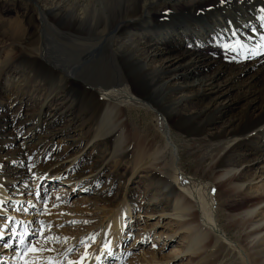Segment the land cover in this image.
<instances>
[{"label":"bare ground","instance_id":"1","mask_svg":"<svg viewBox=\"0 0 264 264\" xmlns=\"http://www.w3.org/2000/svg\"><path fill=\"white\" fill-rule=\"evenodd\" d=\"M13 1L24 2L27 6L30 2L34 3L33 10L38 19L33 17L34 21H38L35 31L43 32V46L46 54L42 58L30 57L28 60L36 63L48 75L51 82L65 77L62 81V86L68 94L77 89L75 85L78 84L76 86L80 89V92L86 94L85 100L89 101L90 107L88 108H91L93 119L101 121L100 132L108 129L109 125L113 124L111 123V112L116 110L117 115L119 113V106L122 102L113 103V105L110 103L114 95L128 96L134 104L150 103L149 106L152 109L156 108L159 110L160 104L157 98H162L166 91H169L175 96V99L168 106L170 110L178 112L180 115L179 109L181 107H189V113L181 116L183 128L187 131L186 134L195 141L204 143V147H213L214 151L217 150L211 170L215 168L222 169L216 179L225 187L223 191L228 196L241 192L239 190L242 186L246 184L247 180L251 179V175H247L252 168L249 164L252 162L258 163L264 156V63H261L264 61V56L256 59V55L253 54L256 51L259 54L264 52V19H262L264 17V0H225L223 4L219 3V0H193L190 6L184 4L186 0H145L142 7L135 12L134 9L130 11L129 7H125L123 12L120 11L113 18L109 19L106 17L105 20L113 22L109 28H105L107 31L105 29L99 30L100 25L91 23L89 25L90 31H92L90 34L92 39L90 41H88V37H84L79 32V25L84 20L86 8L84 10L78 9L79 5L76 4V0ZM167 2L171 4L173 9L162 11L161 17H158L159 13H154L153 8L158 4ZM180 2L183 4H179ZM127 3H130V0L125 2V6H127ZM132 4L134 3L132 2ZM165 13H167V16H165ZM127 22H129V25H126ZM127 28L130 29V32L142 36V45L146 54L142 61L138 62L136 69L130 63H126L123 65L124 74L121 75L120 71L118 77H114L102 68L100 63H103V60L100 61L97 57L100 56L106 43L116 44L121 48L124 43H131L133 35H130V33L126 34L127 37H125L126 40L124 41L120 37L121 32ZM60 33H63L62 35L66 39L64 41L66 56L71 55L70 58H67V61L62 58L63 64L53 60L51 48H49L50 35L58 36ZM232 33H235V36ZM25 34L20 21L6 22L0 20V41L11 40L12 44H17ZM217 36H219V40L216 39ZM229 40L234 41L236 46L233 48H238V51L241 52L239 55H242L238 57L231 56L228 62H225L224 58L222 60L225 61L216 60V54L209 52L207 45L216 42H220L222 45ZM37 41L38 39L34 42ZM189 44L192 47H188ZM130 45L128 46L129 48ZM118 47L116 48L117 53L123 55L122 49ZM39 51L40 47L29 49L30 55L39 54ZM81 54L85 60L94 66L93 68L87 70L88 62L78 61ZM245 55H247V59L243 58ZM162 58L163 61L155 66V70L161 71L169 68L168 72H171V74L166 81L160 77L158 81L152 83L146 78V69L149 70L151 68L149 67V62L159 61ZM166 60L171 62L167 63ZM74 62L77 63L79 68L75 71L76 77H69L66 74L70 73V67L67 64ZM215 64H218L219 67H217L216 72L212 76L192 79L197 73H208ZM182 66H185V68L182 69ZM191 67H194L193 73H189ZM251 67L253 69L258 67V75L256 74L252 81L241 84L239 80ZM71 74H73L72 71ZM222 77H226L228 83L225 87H221L218 82ZM162 80L163 82L159 84ZM173 80L179 85L171 86ZM94 85L104 87L103 97L105 98L100 97L99 94L87 87ZM231 88H237L238 90V96L235 99H229L228 92ZM10 94H18L15 87L5 88L0 94V102L1 99ZM32 94V97L36 98L38 102H35L36 100L31 102L33 98H25V104H20L22 101L15 104L17 105V110L26 105L33 108L35 106L34 102L38 105V112L36 117L32 118L33 124L30 127L26 129L23 128V124L20 126L22 120L11 129L0 125V201L6 202L3 205L5 211H8L9 200L12 199V202L18 203L24 199L25 193L37 190L38 186H40L42 191L45 186V180L42 182V180L36 179L41 174H46L47 176L50 173L49 175H53L56 180L65 181L66 184H70L72 187L80 184L88 186L89 190L96 189L101 181L106 185V179L103 180L102 178L107 164L97 166L94 161H92L91 165L87 164L91 161L86 155L91 154L96 147L95 144H90L92 140L82 145L83 140L81 138L75 140L72 138L73 134L70 132L65 133L63 130L62 132L60 131L62 133L61 137H63L61 139H66L69 142L68 149L61 151L57 145H51L53 135L58 132H55V129L62 122V119L65 118V115L62 114V111L57 113L59 108L56 106L52 107L53 110H47V108L51 107L53 103L60 106L57 101L64 104L63 98L52 97L50 94ZM236 99L238 100L237 102H235ZM241 102L243 107L239 108V113L234 116L228 115L229 106L232 103L237 106ZM11 107L7 105L6 108ZM8 111V109L3 110V114L0 116H3L6 120L14 121L15 117H10L12 113L8 116ZM200 116H205L206 119L200 124H195V119ZM165 120L167 119L165 118ZM121 123L120 121L117 125L108 129L107 135L114 149L121 151V154H129L131 150L133 172L130 178L138 171L145 169L160 170L161 175L158 179L164 189L160 191V194L155 192L156 194H152L149 197V201L143 203L145 212L149 213L150 210L159 212V208L164 207L165 197L173 198L175 205L180 203L179 207H169L173 212L166 211L169 209L165 207V209L162 208L163 214L179 218V229L185 233L183 239H185L187 245L190 244L192 247L187 250L181 243H178V246L171 251L170 256L191 251L196 254L194 256L195 261L201 260V256L207 255L206 260L200 264L212 261L217 263V261L212 260L213 256L206 254L208 250L204 249L205 241L207 239L214 240V244L218 243L219 249L224 246V239H228L225 234L220 233L218 235L214 232L219 231V225L213 214L216 208H211L213 207L211 205L213 199L210 201L212 197L209 196V192H206V194L204 192L203 197L199 195L197 199V195H193L195 193L194 190L189 191L190 188L186 187L188 176H185V178L183 176H181L182 178L177 177L179 185H173V182L168 179L169 177L167 178L163 174V151L155 150L150 152L147 140L140 138V136L135 137L133 141L134 148L131 145L132 143H130L131 139L126 137ZM186 123L190 125L187 126L188 128L185 127ZM54 125L55 127H53ZM43 129L46 130L45 133L42 132ZM165 141V149L171 150L173 158L171 162L174 163L175 160L171 148L173 143L166 136ZM22 145L24 146L23 150ZM72 146H79V151L72 152ZM132 147L136 149L134 152H132ZM232 149H237L239 153L231 164V168H228L230 166H227V161ZM25 152L28 154L27 156H25ZM116 153L114 152V154ZM26 165L33 168L35 176L28 171ZM240 165L241 167L245 165L243 170H235ZM122 173L114 174L112 178H118L121 181L125 177V173ZM244 176H248L250 179H244ZM130 178L128 181H130ZM126 186L124 187L121 201L112 211L109 219L103 225L104 227L102 226L103 229H101L102 227L99 229L100 233H102V239L92 252L93 258L85 260L84 264H98L99 261L95 259V255L100 254V246L106 239H111L114 246L118 235H116L115 229L118 226L119 232L124 227L126 220L123 216L132 208L133 201L131 202L132 198L130 199L129 190H127ZM180 190L184 192V195L185 192L189 191L188 193L194 196L195 199L193 200L187 194L181 196L180 193L182 194L183 192ZM258 197L264 198V191ZM197 203L200 204L201 211H203L202 214L199 213L200 209ZM243 204L241 203V206ZM232 205L227 204L226 207L232 208L230 207ZM195 206H198V209H194ZM109 210L111 211V208ZM243 212L252 213L249 209H245ZM243 212H240L241 216ZM263 214L264 207L246 218L244 215L242 219L254 223V218ZM184 216H188V218L183 219ZM23 220L25 219L21 216L20 218H15V221H20L25 226V221ZM23 231H25V228L22 226L20 232ZM142 235L143 239L147 237L145 232ZM165 236L168 235L166 234ZM0 250L4 251L3 259L7 264H15L11 259L15 255L13 249L0 247ZM153 257L156 256L154 255ZM209 259L211 260L208 261Z\"/></svg>","mask_w":264,"mask_h":264},{"label":"rangeland","instance_id":"2","mask_svg":"<svg viewBox=\"0 0 264 264\" xmlns=\"http://www.w3.org/2000/svg\"><path fill=\"white\" fill-rule=\"evenodd\" d=\"M126 1L127 0H76V4L79 5L78 9L84 10V8H86L84 20L79 25V32L84 37H88V41H90L92 39L90 36L92 31H90L89 26L91 23L100 25L99 30L109 28L113 22L105 20L106 17L109 19L113 18L120 11L123 12L125 7H129L130 11L134 9L135 12L142 7L145 0H130V3H127V6H125ZM192 1L193 0H186L184 4L190 6ZM132 2L134 4H132ZM179 4L183 3L180 2ZM33 6V2H30L27 6V4L20 1L0 0V20L6 22L20 21L24 28V32L26 33L21 37L17 44H12L11 40H4V42L0 41V94L7 87H15V90L18 93L15 95L10 94L1 99L0 115L3 114V110L8 109V116L12 113L10 117H15V120H6L3 116H0V125L11 129L22 120L20 126L23 124V128L26 129L30 127L31 124H33L32 118L34 116L36 117V113L38 112V105L35 103L38 101L36 98L32 97V93L42 95L50 94L52 97H62L64 104L57 101L60 106L53 103L51 107L47 108V110H53L52 107L56 106L59 108L57 113L62 111V114L65 115V118L62 119V122L58 125L57 129H55V132H58L53 135V142L51 145H57L61 151L68 149L69 142L66 139H61L63 137H61L62 133H60V131L62 132L63 130L65 133L70 132L73 134L72 138L75 140L81 138L83 140L82 145L92 140L90 144H95L96 147L91 154L86 155L91 161L89 162L90 164H87L91 165L92 161L96 162L95 165L97 164V166L107 164L108 169L106 168V171L103 172L104 176L102 178L103 180L106 179V185L101 181L99 185L97 184L98 186L96 189L91 190L87 188L88 186L80 184L72 187V185L66 184L65 181L56 180L55 177L49 175V173L45 176L46 179H43L45 180V186L43 188L44 190L42 189L41 191L48 192V203L46 207L40 200L29 195V192L25 193L24 199L18 203L12 202V199L9 200V204L7 205L8 211H6V214L13 216L14 218H20L21 216L25 219L23 220L25 221V226L23 223H20L17 231H21L22 226L25 230L32 229L36 226L35 221L37 220L44 221L46 224H51V230L46 234L50 237H58L59 239L53 240L49 245L51 248L55 249L54 252L42 253L41 255L45 258L51 255L65 261L67 259L77 261L84 253V247L80 244V241L83 238L90 234L97 233L95 243H92L89 248L90 253H92L95 250V247L100 243L102 233H100L99 229L107 222L112 211L121 201L124 187L127 185L126 188L129 190L130 199L132 198L131 202L133 201L131 205L132 208L123 216L126 220V223L123 225L124 229L122 228L119 232L118 226L115 229V233L118 235L115 239L113 254L111 256L104 255L102 261H99L98 264H200L206 260L207 255L201 256V260L195 261L194 256L196 254L191 251L170 256V253H172L171 251L178 246V243H181L187 250H190L192 247L190 244L187 245V242L183 239L185 233L181 232L179 229V218L163 214L162 208L169 209L170 206L179 207L180 203H176L175 205L173 198L172 200L171 198L165 197V208H159V212H153L152 210H150L149 213L145 212L143 203L149 201V197L152 194H160V191L164 189V187L162 188V183L158 179L161 175L160 170L145 169L138 171L130 178L133 172V157L131 150L129 151V154H121V151L114 149L113 144L108 140L107 135L108 129L114 127L121 121V125L125 130V135L128 139H131L130 143H132L131 145L134 148L133 141L136 136H140V138H145L147 140V146L150 152L155 150L163 151V174L167 178L169 177L168 179L173 182V185L176 186V184H178L177 177L182 178L181 176H183L185 178V176H188L189 178H187L188 182L186 187L188 189L190 188L189 191L194 190L195 193L193 195H197V199L199 195H202L203 197L204 192L205 194L206 192H209V196L212 197H209L210 201L213 199V202L211 201L213 207H210L214 209L216 208L213 214L219 225V231L214 232L218 235H220V233L225 234L228 240L224 239V237L223 239L228 244L223 242L224 246L218 249V243L214 244V240L207 239L204 245V249L208 250L206 254L213 256L212 260L217 261V263L212 261L206 264H264V214L254 218V223L242 219V217L244 218V215L246 218L264 207V198H262V200L258 197L264 191V188H262L264 186V156L258 163L255 164L252 162L249 164L252 168L247 175H251V179L248 176H244V179L248 178L250 180H247L246 184L242 186L239 190L241 192L230 194L228 196L226 192L223 191L225 187H223L222 183L216 179V176L220 174L222 169L215 168L214 170H211V166L215 159L214 155L217 150L214 151L213 147H204V143L201 141H195L186 134L187 131L183 128L181 116L189 113V107H181L179 109L180 115L178 112L170 110L168 106L175 99V96L169 91H166L162 98H157L160 104L159 110L156 108L152 109L151 106H149L150 103H147L148 105L144 102L134 104L128 96L114 95L110 103L113 105V103L122 102L119 106V113L117 115L116 110L111 112V123L113 124L111 126L109 125L108 129H105L106 131L103 130V132H100V128L102 127L101 121L93 119V115L90 111L91 108H88L90 107L89 101L85 100L86 94L80 92V89L76 86L78 84L75 85V88L77 89L71 94H68L62 86V81L65 77H61L59 80L51 82L48 75L36 65V63H32L28 60L30 57L42 58L43 55L46 54L43 46V32L35 31L38 19L37 16H35L36 14L33 10ZM168 9L172 10L173 8L171 4L167 2L156 5L153 8V11L156 14L159 13L158 17H161V12ZM33 17L37 20L34 21ZM126 25H129V22H127ZM105 31H107V29H105ZM129 33L130 35H133V41L131 43H124L122 48L118 47L119 45L116 44L106 43L100 53L99 57L101 58L97 57L100 61L103 60V63L100 64L108 74H111V76L118 77L120 71L121 75H123L125 71L123 65L126 63H130L133 68H135L138 65V62L142 61L146 54L142 45L143 38L140 34L138 35L137 33L130 32V29L127 28L121 32V39H123V41L126 40L125 37H127ZM62 34L63 33H60L58 36L51 34L49 37V48H51L53 60L58 61L61 64L64 63L62 58L67 61V58L71 57L70 54L66 56L64 51V41L66 39ZM37 39L38 41L34 42ZM228 42L233 45L232 47L236 46L233 40H229ZM129 45L130 48L128 47ZM207 46L209 52L216 54L215 57L218 61L224 58L226 61H222L228 62L231 56L238 57L242 55H239V53H241L240 51L229 50L226 53L220 42L211 43ZM33 47H40L39 54L30 55L29 49ZM117 47L122 49L121 51L123 55L117 53ZM263 56L264 52L256 55L255 58L259 59ZM78 61L87 60H85L84 56L81 54ZM161 61H163V58L159 61L149 62V67L151 68H149V70L146 69V78L152 83L158 81L160 77L166 81L171 74V72H168L169 68H165L161 71L155 70V66ZM87 62V70L94 67L89 61ZM166 62L169 63L171 61L166 60ZM261 63H264V61ZM67 66L70 67V73L66 74L69 77H76L75 71L79 68L77 63H68ZM185 66H182V69H184ZM217 67H219V65L215 64L208 73H197L192 79L210 77L216 72ZM257 69H253L252 67L248 69L239 80L240 83L242 84L252 81L256 74L258 75ZM71 71L73 74H71ZM193 72L194 67H191L189 73ZM162 82L163 80L160 81L159 84ZM218 82L221 87H225L228 84L226 77L220 78ZM178 85L179 83H175L174 80L171 82V86L173 87ZM87 87L99 94L100 97L102 96V98H105L103 97L105 91L104 87L100 85ZM228 96L229 99H235L238 96L237 88H231L228 92ZM25 98H33L31 99V102L36 100L34 102L35 106L31 108L26 105L17 110V105L15 104L19 103V101H22L20 104H25ZM237 99L235 102L238 101ZM7 105L12 107L6 108ZM240 107H243L242 102L237 106L232 103L229 106L227 112L228 115L230 114L234 116L238 114ZM200 117L203 118L201 119ZM200 117L195 119V124H200L206 119L205 116ZM165 118L167 120H165ZM187 126L190 125L186 123L185 127L188 128ZM53 127H55V125ZM44 130L45 129L42 130L43 133L46 132V130ZM96 135H98V137H96ZM165 136L173 143L171 148L173 150L174 163L171 162L173 159L170 152L171 150L165 149ZM79 146H72V152L79 151ZM133 147L132 152L136 150ZM232 151L229 153L227 161V166H230L228 168H231V164L239 153L237 149H232ZM114 152H117L118 155L117 153L114 154ZM244 166H237L235 170L241 171ZM120 173H125L123 180L120 181L118 178H112L114 174ZM129 178L130 181H128ZM74 189L77 191H74ZM83 189H88V191L85 192ZM213 189H215V191H213ZM34 191L35 190L30 191V193ZM189 191L185 192V195L187 194L194 200V196L188 193ZM180 195L183 196L184 192L182 194L180 193ZM57 197L60 199H57ZM28 201H31L36 207L32 208ZM241 203H244L243 206H241ZM227 204H233L230 206L232 208L226 207ZM53 205L56 206L53 207ZM197 205L200 209L199 213L202 214L203 211H201L200 204L197 203ZM198 206H195L194 209H198ZM239 207L241 208L239 209ZM25 208H28V211H24ZM110 208L111 211L109 210ZM245 209L251 210L252 213H244L243 211ZM166 211L173 212V210L170 209ZM240 212H243L242 216ZM61 213H63V215H61ZM187 218L188 216L183 217V219ZM29 221L32 223H28ZM70 221H76V223H69ZM85 221H87V223H85ZM2 222L3 221L0 220V223ZM262 222L263 224H261ZM13 226H15V221L10 224L9 229L5 231H10ZM103 227L101 229H103ZM143 232L147 235L145 239L142 238ZM166 234L168 236H165ZM65 237L68 238L67 241L64 240ZM11 239V236L6 235L3 240H0V245ZM28 239L31 240L32 237H29ZM223 239L221 240L224 241ZM41 243H43V241H41ZM72 245L76 246V250L70 255H65L66 249ZM152 245L156 246L153 247ZM17 246L18 245H14V247ZM159 249L160 251L158 252ZM204 249L202 250L205 251ZM3 252V250H0V255L4 256ZM152 253L157 258L153 257L154 255ZM27 258L34 259V255L29 254ZM158 260H160V262H158ZM210 260L211 259L208 261ZM84 262L85 261H83L82 264H84Z\"/></svg>","mask_w":264,"mask_h":264},{"label":"snow or ice","instance_id":"3","mask_svg":"<svg viewBox=\"0 0 264 264\" xmlns=\"http://www.w3.org/2000/svg\"><path fill=\"white\" fill-rule=\"evenodd\" d=\"M219 3H225V0H219ZM165 16H167V13H165ZM262 19H264V17H262ZM232 35L235 36V33H232ZM216 39L219 40V36H217ZM221 46L226 53L229 50H239L238 48H233L231 43L229 42H224ZM188 47H192V45L189 44ZM253 54L258 55L259 52L256 51ZM243 58L247 59L248 57L247 55H245ZM23 147L24 146L22 145V150ZM27 155L28 154L25 152V156ZM26 167L28 166L26 165ZM28 171L32 173L33 176H35V172L33 171L32 167H28ZM45 176L46 174H41L39 177H36V179L43 180ZM74 191L77 190L74 189ZM83 191L87 192L88 189H83ZM213 191H215V189H213ZM29 195L34 196L37 200H40L45 207L47 206L48 192H41L40 186H38L37 190H35L34 192L29 193ZM57 199L60 198L57 197ZM5 203V201H0V220L3 221L2 223H0V240H3L6 235L11 236L12 239L9 241H5L0 247H2L3 249H13L15 255L12 256L11 259L15 262V264H82L83 261L91 260L93 258V254L89 252V248L91 247L92 243H95L96 234H90L80 241V244L84 247V253L77 261L71 259H67L65 261L51 255H49L47 258L43 257L41 255L42 253H52L55 251V249L51 248L49 245L53 240L59 239L58 237H50L46 234L51 230L52 225L46 224L44 221L37 220L35 221L36 226H34L32 229H26L23 232L17 231V228L20 226L21 222L15 221V218L13 216H9L6 214V211L3 207ZM28 203L32 208L36 207V205L32 204L31 201H28ZM55 206L56 205H53V207ZM24 211H28V208H25ZM61 215H63V213H61ZM14 221L15 226L11 227L10 231H5L9 229V225ZM28 223L32 222L29 221ZM69 223H76V221H70ZM85 223H87V221H85ZM29 237H32V239L29 240ZM67 239V237L64 238L65 241H67ZM41 241H43V243H41ZM14 245H18V247H14ZM152 246L155 247L156 245ZM113 247L114 246L112 244V240L106 239L105 242L101 244L100 254L95 255V259L97 261H102L104 255L111 256L113 254ZM75 250L76 246L72 245L66 249L65 255H70ZM29 254H33L34 259H28L27 257L29 256ZM0 264H7L2 255H0Z\"/></svg>","mask_w":264,"mask_h":264}]
</instances>
